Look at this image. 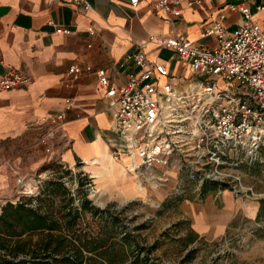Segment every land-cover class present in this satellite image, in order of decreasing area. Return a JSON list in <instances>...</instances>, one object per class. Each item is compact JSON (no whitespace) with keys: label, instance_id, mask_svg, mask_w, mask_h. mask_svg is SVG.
<instances>
[{"label":"crops","instance_id":"0c3cea01","mask_svg":"<svg viewBox=\"0 0 264 264\" xmlns=\"http://www.w3.org/2000/svg\"><path fill=\"white\" fill-rule=\"evenodd\" d=\"M87 1L91 5L88 11L71 0H0V79L9 65L31 78L26 86L0 93V212L7 202L22 197L16 180L23 172L24 160L34 167L53 158L69 166L80 163L89 167L98 181H123L127 177L128 158L114 161L110 148L115 137L114 118L106 91L93 71L73 79L72 66L104 68L114 83L122 85L132 72L140 71L127 56L144 43L148 59L165 63L170 71V76L159 78V83L168 81L183 89L189 78L186 64L175 50L150 41L152 35L182 34L197 44L215 47L219 43L216 36H203L209 26L224 15L222 22L232 32L244 21L240 11L230 9L231 4L251 8L254 22L264 27V8H256L264 5V0H207L195 7L181 0L182 16L173 21L155 7V0L136 4L131 0ZM57 27L70 32L58 33ZM68 102L72 108L62 130L50 136L46 127L34 125L59 113ZM135 184L143 191L138 181ZM221 199L223 213L236 214L245 207L244 201L240 204L227 191ZM197 209L189 206L190 217H197L194 223L218 225L214 214L221 211L217 207L211 208V217L200 209L193 217L191 211ZM248 209L254 214L261 207L252 204Z\"/></svg>","mask_w":264,"mask_h":264},{"label":"built area","instance_id":"2783aa9c","mask_svg":"<svg viewBox=\"0 0 264 264\" xmlns=\"http://www.w3.org/2000/svg\"><path fill=\"white\" fill-rule=\"evenodd\" d=\"M71 1L84 11L91 7L87 0ZM206 1L187 0V4L195 7ZM154 5L170 21L182 16L181 0H155ZM256 8L261 10L264 5ZM230 9L240 11L244 21L232 32L222 22L224 15L209 26L203 36H216L219 43L215 47L197 44L182 34L150 37L160 47L175 50L186 64L189 78L183 89L168 81L159 83V78L169 77L170 71L165 63L148 59L144 43L139 51L127 56L140 71L132 72L125 84L114 83L104 68H70L73 79L85 71L95 72L105 89L114 118L112 156L136 162L128 166L130 171L164 177L170 167L187 163L194 171L208 172L210 181L233 182L236 196L243 193L238 188L239 184L244 188L240 174L231 172L241 169L249 156H256L264 147V27L254 22L251 8L231 4ZM56 32L70 30L57 27ZM90 32L94 33L93 27ZM30 81L29 76L9 65L0 79V93ZM71 108L68 102L59 113L43 117L34 125L46 127L47 135L53 136L68 122L67 111ZM231 177L233 180L227 181ZM25 182L26 177H17L22 196L40 193L41 185H30L27 192Z\"/></svg>","mask_w":264,"mask_h":264},{"label":"rangeland","instance_id":"374dc122","mask_svg":"<svg viewBox=\"0 0 264 264\" xmlns=\"http://www.w3.org/2000/svg\"><path fill=\"white\" fill-rule=\"evenodd\" d=\"M29 149L32 151L33 146ZM37 166L24 160L21 176L26 177L27 192L37 184L43 187L48 181L58 182L77 198L76 204L87 193L96 207L113 204L117 209H123L131 228L145 223V227L137 232L141 234V243L147 246L156 243L151 257L158 258L162 264H264V147L256 156H249L241 169L231 172L240 174L244 186L237 184L243 189L238 196L233 193V182L210 181L206 176L208 172L194 171L187 163L170 167L167 175L160 177L159 173L130 171L128 162L125 166L127 177L123 181H98L89 167L80 163L69 166L58 158ZM202 179H205L204 183H201ZM232 180L231 177L227 181ZM136 181L143 186V191L136 187ZM16 190L21 189L18 186ZM226 191L239 199L240 204L246 203L243 202V210L236 214L222 212L221 198ZM252 204L256 208L260 206V211L249 213ZM189 206H197L209 217L211 208L217 207L221 211L214 214L218 225L207 227L199 221L194 223L199 209L191 211L192 218ZM86 220L93 230L98 228L99 219L91 211L86 212ZM203 224L207 227L204 230ZM190 232L198 239L187 246ZM191 249L195 250L193 257L187 260Z\"/></svg>","mask_w":264,"mask_h":264},{"label":"trees","instance_id":"16d2710c","mask_svg":"<svg viewBox=\"0 0 264 264\" xmlns=\"http://www.w3.org/2000/svg\"><path fill=\"white\" fill-rule=\"evenodd\" d=\"M79 199L76 204L65 186L48 181L38 195L7 202L0 212V264H162L151 257L157 244L141 243L137 232L145 223L131 228L123 209L96 207L87 193ZM88 211L99 219L96 230ZM187 238V246L198 239L193 232Z\"/></svg>","mask_w":264,"mask_h":264},{"label":"bare ground","instance_id":"6f19581e","mask_svg":"<svg viewBox=\"0 0 264 264\" xmlns=\"http://www.w3.org/2000/svg\"><path fill=\"white\" fill-rule=\"evenodd\" d=\"M128 162H129V165L131 166V165H134L136 162H133L132 160H130L129 158H128ZM131 168V167H130Z\"/></svg>","mask_w":264,"mask_h":264}]
</instances>
